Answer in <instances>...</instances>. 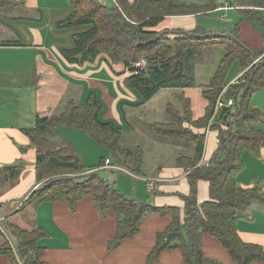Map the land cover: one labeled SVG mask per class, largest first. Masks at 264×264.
Here are the masks:
<instances>
[{"label":"trees","instance_id":"obj_1","mask_svg":"<svg viewBox=\"0 0 264 264\" xmlns=\"http://www.w3.org/2000/svg\"><path fill=\"white\" fill-rule=\"evenodd\" d=\"M101 1V0H100ZM103 2V1H102ZM243 19L264 26V0H236ZM73 10L60 27L87 26L88 29L73 36L71 47L62 49L63 56L72 63L94 61L106 55L109 64L145 59V68L130 66L132 74L125 84L135 90L142 105L163 89L195 87L196 65L204 49L215 45L225 47V55L202 94L208 102L205 115L195 120L193 112L184 115L170 107L172 122H154L153 132L161 137L195 142L193 157L180 155L177 164L187 171L190 193L182 195L185 215L178 207L155 206L121 192L114 182L105 178L103 161L98 167L88 168L71 145L62 146L47 136L62 125L76 126L106 144L115 155V162L127 166L132 173H140L143 153L120 148L122 129L113 122L100 119L102 103L95 92L85 103L70 101L65 110L51 116L37 115L35 125L26 130L31 144L37 145L38 185L25 204L67 200L74 208L85 196H92L102 213L113 210L118 216L115 236L109 240L113 249L127 238L140 232L142 220L152 214L169 216V225L157 234V242L148 256L156 260L164 250L178 248L186 264H220L207 258L202 247L203 236L216 237L239 264L264 261V247L244 242L238 233L237 222L246 215L253 203L264 205V192L260 185L240 186L239 172L244 168L243 152L260 154L264 147V129L259 126L263 117L260 108L251 103L252 95L264 89V47L254 49L240 36L239 23L224 34H212L204 28L193 30H151L166 16L207 14L219 7L218 0L205 5L177 3L174 0H71ZM8 4L0 0V5ZM244 70L238 83L226 87V77L234 62ZM224 92V104L217 110V102ZM229 99L232 103L228 104ZM208 127L218 131V148L208 165H201L205 134L184 126ZM105 162V161H104ZM14 178L19 168L8 167ZM111 170V169H110ZM72 174V175H70ZM209 182L210 199L198 203V182ZM21 207V208H22ZM19 238L17 247L8 239L0 246L11 264H42L39 258L44 249L40 240L47 233L36 227L26 230L12 225ZM1 234L3 232L0 230ZM187 238H186V236ZM23 261V263L20 262Z\"/></svg>","mask_w":264,"mask_h":264},{"label":"crops","instance_id":"obj_2","mask_svg":"<svg viewBox=\"0 0 264 264\" xmlns=\"http://www.w3.org/2000/svg\"><path fill=\"white\" fill-rule=\"evenodd\" d=\"M4 1L8 4L0 5V211L3 203L9 210L4 215L0 213L1 219L6 217L10 228L12 225L24 229L39 227L47 233L40 240V245L44 247L39 255L42 264H186L183 252L178 248L164 250L156 260H148L156 245L158 232L163 231L171 221L169 216L152 214L145 217L138 235L124 239L119 246L109 249L108 242L116 234L118 216L113 210L102 213L90 195L80 200L74 208L67 200L25 204L22 207L32 191L40 185L36 170L37 145L31 144L26 130L35 125L37 115L45 117L59 114L70 101L85 103L92 92H95L102 103L105 115L103 121L113 122L121 129L125 123L132 133L134 128H138V120L144 116L149 121L151 130L154 122H172L170 107L182 115L187 109L191 110L193 118L197 120L205 115L208 105L202 94V86L210 82L217 68L206 83H198L196 74L195 87L163 89L149 101L136 106L141 98L125 84V79L130 74L125 73L124 63L110 65L106 55H100L92 62L79 64L72 63L63 56L61 50L72 46L73 36L88 29L87 26H59L73 10L71 0ZM174 1L205 5L209 0ZM221 3L218 1L219 7L207 14L166 16L150 29L193 30L201 27L212 34H224L226 32H217V28H213L210 22H207L208 26L200 21L202 15L213 12L239 11L237 4ZM237 23L240 24V36L244 42L254 49L264 47L262 26L256 21L243 19L240 14L236 17ZM243 72L241 69L231 75L226 87L234 83ZM260 94L264 101V89L252 95L251 103L255 107L257 106L253 100ZM62 107V111H55ZM258 108L263 112L259 126L264 129V103ZM184 126L191 127L195 133L205 134L204 154L200 164L208 165L218 148V131L208 127H194L187 122ZM126 132L123 128L120 148L143 153V165L140 173H134L137 181L131 193L126 179L124 181L117 178V187L120 190L123 188L128 195L151 202L155 206L178 207L184 216L185 201L182 195L190 193V183L187 171L177 164V159L180 155L193 157L196 143L161 137L152 130L156 138H168L175 142L169 143L158 138L156 141L143 142V146L137 140L125 144ZM92 136L76 126L62 125L47 137L65 147L73 146L72 141L76 139L74 137L84 139L87 145H95V158L93 153L84 154L75 148L76 154L84 163H88L85 164L87 166L95 165L98 159L101 163L110 159L108 156L103 158L110 148L103 143L97 145ZM182 144L186 146V154H178ZM242 158L244 168L238 174V184L244 187L260 185L264 192V147L260 154L246 150ZM110 160L113 167L108 169L121 168L124 172L130 170L127 166L117 165ZM15 166L19 168V172L14 178H10L8 167ZM92 167L98 166L89 168ZM151 180L155 182L156 189L151 192V197H147L148 182ZM209 186L208 181L198 182L199 204L210 199ZM237 228L244 242L264 247V205L253 203L246 215L238 220ZM6 239L10 241L3 232L0 235V246ZM18 243L19 239L17 244H11L15 248ZM202 247L207 258L220 264H239L214 236L204 235ZM20 262L23 263L22 260ZM0 264H11V261L7 255L0 253ZM250 264H264V261L256 260Z\"/></svg>","mask_w":264,"mask_h":264},{"label":"rangeland","instance_id":"obj_3","mask_svg":"<svg viewBox=\"0 0 264 264\" xmlns=\"http://www.w3.org/2000/svg\"><path fill=\"white\" fill-rule=\"evenodd\" d=\"M100 3H103L104 0H97ZM103 1V2H102ZM219 2H222L221 4H236V0H218ZM223 14H226V16L224 17ZM239 11L237 10H233V11H223V12H213L210 13L208 15H202V19H200L201 23H205L208 25L207 22H210L212 25L214 26L213 28H217V32L222 33V32H228L230 30H232L235 25H236V17L239 15ZM209 26V25H208ZM216 30V29H215ZM262 30L264 31V26H262ZM225 47L223 45H215L214 47L210 48V49H204L202 52L201 57L197 60V65H196V74H197V80L198 83H206L209 81V78L212 74V72L217 68L219 61L221 60V58L223 57L224 53H225ZM241 64L239 62H234L227 74L226 77V82H228L229 78L231 75H233L237 70H241ZM239 81V78L236 80ZM235 81V82H236ZM170 91V90H169ZM164 93V92H162ZM161 93V94H162ZM262 94H260L259 96H257L255 98V100H253V103L256 104V106H261V104L264 103L263 98H261ZM174 97V96H173ZM156 99H158V97H156ZM64 107H62L61 109L57 108L55 109L56 112H60L63 110ZM121 108V106H119V109ZM104 119L105 115H104V109L101 111L100 113V119ZM142 119L138 120L137 127L138 128H134L135 131H130L129 127L127 124H122V131L123 128L125 131H127L126 133H124V143L128 142L130 143L132 140L133 141H138V143L143 146V142H148V141H156L158 138H156L157 136H155V134H153L152 130L150 129L149 126V121H147L146 116L141 117ZM102 119V120H103ZM93 137V136H92ZM76 139H74V142L72 141V152L73 153H77L75 148H78V150L82 153H87L89 155H91L93 153V157H96V146H91V145H87L86 141L80 137H74ZM91 138V137H90ZM89 139V138H88ZM92 139V138H91ZM161 138H159L160 140ZM90 140V139H89ZM93 141L94 143H96L97 145H103L101 142L99 143L98 140L96 138L93 137ZM163 141H167L169 143H174L175 141L172 139H161ZM92 141V140H91ZM60 142V141H59ZM142 142V143H141ZM61 143V142H60ZM127 144V143H125ZM101 147V146H100ZM182 149L179 148L178 151L182 154H186V146H183V144L181 145ZM172 152V149H169ZM106 156L110 157V159H112L113 161H115V155L113 154L112 151L107 150V154L104 155L103 158H105ZM101 155H99L98 158H100ZM99 161V159H98ZM95 163V165L100 166L101 161ZM170 161V160H169ZM84 163V162H83ZM84 164H88V163H84ZM104 164V163H103ZM95 165H87V167H91V166H95ZM105 167V165H103ZM105 171H102V174L105 178L109 179L110 182H114V183H118V179L117 178H122L124 181L125 179L127 180L128 186L131 188V191L129 193L132 192V190L134 189V183L137 181V179L134 178V176L128 175L126 172H124L121 168H116V169H108V167ZM72 175V174H70ZM121 182V181H120ZM125 188V187H124ZM121 191L130 197H134L133 195H128V193H126L124 191L123 188H121ZM147 197L148 196H152V193L149 192L148 187H147ZM5 204H2L1 207V215H4L7 212V209L9 207L4 208ZM9 210V209H8ZM10 224H8L7 218L5 217V219H1L0 220V228L1 230L4 232V234L10 239L11 243L13 244H17L18 241V236L16 231L10 226ZM35 229V228H33ZM33 229H26V230H33ZM0 235L1 232H0Z\"/></svg>","mask_w":264,"mask_h":264},{"label":"built area","instance_id":"obj_4","mask_svg":"<svg viewBox=\"0 0 264 264\" xmlns=\"http://www.w3.org/2000/svg\"><path fill=\"white\" fill-rule=\"evenodd\" d=\"M104 1L107 2L108 0H104ZM146 64H147V62H146V60L144 58L141 59V60H139V61H135V62L131 61L130 62V66L136 67V68H145L146 67ZM130 66H127V67L125 66V73L126 74H132V72H133L130 69ZM238 82L239 81H236L234 83H238ZM223 95H224V92L220 95V97L218 99L217 107H216V112L224 104ZM231 103H232V99H229L228 104H231ZM208 128H210V125L208 126ZM104 165H105V167H108V168L113 167L112 162H111L110 159H106L105 162H104ZM126 172H128L129 174L135 176L134 173H132L131 171L126 170ZM155 189H156L155 182L152 181V180L149 181L148 182V190L150 192H153ZM0 220H1V217H0Z\"/></svg>","mask_w":264,"mask_h":264}]
</instances>
